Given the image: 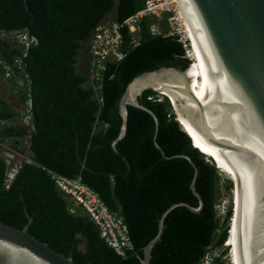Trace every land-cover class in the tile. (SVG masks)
Listing matches in <instances>:
<instances>
[{"label":"trees","instance_id":"16d2710c","mask_svg":"<svg viewBox=\"0 0 264 264\" xmlns=\"http://www.w3.org/2000/svg\"><path fill=\"white\" fill-rule=\"evenodd\" d=\"M144 6V0H0V34L22 32L37 40L25 57L20 50L0 42L2 77L6 66H12L17 58L22 60L20 78H29L30 90L16 82L13 90L22 104L30 95L34 127L31 132L20 127L0 133L1 139L29 136L30 153V162L21 164L7 189L8 164L0 157V224L23 228L28 216L32 217L29 233L71 257L75 264H141L143 248L156 236L161 214L174 203L199 204L190 190L194 169L183 158L165 159L161 155L153 140L154 120L146 112L127 107L126 134L116 144L120 155L111 149L122 124L119 100L129 82L144 72L162 67L184 70L189 65L182 58L184 50L177 38L153 36L150 26L155 20L151 17L141 20V38L135 48L123 30L126 57L118 64H106L101 103L84 87L85 73L76 67L82 46L109 13L114 10L115 20L122 22ZM157 96L145 91L139 103L158 119L156 142L165 156L185 154L195 163V189L203 208L195 214L177 207L165 217L150 264H196L207 247H219L227 241L228 227L216 237L217 169L191 146L168 98L158 100ZM0 106L7 110L0 112V121H18L16 110L1 99ZM122 156L131 166L128 175ZM48 171L67 178L79 176L110 211L119 212L133 251L125 257L117 255L80 209L70 213ZM230 215L228 212L226 219ZM82 243L84 249H80ZM213 264L223 262L217 259Z\"/></svg>","mask_w":264,"mask_h":264},{"label":"water","instance_id":"95a60500","mask_svg":"<svg viewBox=\"0 0 264 264\" xmlns=\"http://www.w3.org/2000/svg\"><path fill=\"white\" fill-rule=\"evenodd\" d=\"M187 1L211 49L216 78L223 82L230 104L225 103L214 89L222 123L218 126L205 112L198 93L199 74L190 64L184 70L162 67L141 73L125 88L118 104L122 124L111 149L120 155L116 144L126 134L127 107L146 112L154 120L153 140L161 155L165 159L183 158L194 169L190 190L199 202L196 207L185 202L174 203L161 214L156 236L143 248L141 264H150L152 249L163 233L164 219L173 209L185 207L198 214L203 208V201L195 189L198 169L188 155L165 156L156 142L158 119L139 103L145 91L168 98L175 120L189 137L193 148L196 146L179 122L175 105L184 125L197 124L202 133L200 140L205 137L223 151L227 177L246 211L245 223L223 264H264V0ZM204 157L215 168L218 166L211 156ZM122 158L127 164L125 175H128L130 163L124 156ZM83 167L86 168L84 164ZM31 222L32 217L28 216L23 228L0 224V264H75L71 257L31 235Z\"/></svg>","mask_w":264,"mask_h":264},{"label":"built area","instance_id":"2783aa9c","mask_svg":"<svg viewBox=\"0 0 264 264\" xmlns=\"http://www.w3.org/2000/svg\"><path fill=\"white\" fill-rule=\"evenodd\" d=\"M145 6L140 11L129 16L122 22H117L115 16L113 19H103L91 33L89 39V54L85 64L84 70L86 82L84 87L90 88L93 91L94 99L98 103L102 102L101 98V82L103 72L106 64H118L125 57L126 52L123 50V34L125 30L130 38L131 48L138 46L141 38V20L145 17L154 18V22L150 26V33L153 36L172 37L177 38L184 50L182 58L187 59L190 63L189 51L191 50V43L187 35L183 32V23L178 20V6L174 0H144ZM163 22L165 23L163 25ZM23 36V56H26L30 46L37 45V40L22 33ZM189 63V64H190ZM15 64L23 70L22 60L17 58ZM10 66H6V74H9ZM22 86H26L29 92L30 80L24 78ZM28 100L22 104L24 111H20L22 120H25V128L28 131H33L34 127L31 123V109L32 102L30 95ZM29 148V136H28ZM30 162V160H27ZM8 164V163H7ZM22 164V163H21ZM21 164L8 168L5 188L7 189L21 167ZM55 188L64 196L69 204L70 213H75L80 209L89 220L98 228L101 238L105 243L119 256L125 257L128 252L133 251V246L129 237L128 227L125 224L123 217L119 212H113L108 209L99 195L91 188L82 183L79 176L75 178H67L57 173L48 171ZM229 233V230L228 232ZM222 245L219 247H207L204 255L196 264H213L215 260L222 258L223 250L228 249Z\"/></svg>","mask_w":264,"mask_h":264},{"label":"rangeland","instance_id":"374dc122","mask_svg":"<svg viewBox=\"0 0 264 264\" xmlns=\"http://www.w3.org/2000/svg\"><path fill=\"white\" fill-rule=\"evenodd\" d=\"M114 16L115 13L113 10L105 17V19H113ZM164 24L165 23L163 22V25ZM0 42L5 43L8 48H15L17 50H20V52H23L24 44L22 43L23 36L21 32L1 33ZM88 54L89 42H86L80 50L78 63L76 65L78 70H86L84 69L85 66L84 68H82L81 64L83 63L84 65L85 59L88 58ZM79 63L81 66H78ZM10 69L11 70L9 71V74H5L4 77L0 75V99L5 101L8 106L18 112V114L15 115L18 121L15 123H12L10 121H0V133H3L8 128H13L17 130L20 127L26 126V122L25 120H22V116L20 113V111H22L23 113L24 106L22 105L16 91L13 90L15 87V85L13 86V84L15 82L17 83V86H22L21 84H23L24 79L20 78V73L22 70L16 64L15 66L14 64L10 66ZM157 98L158 100H163V96L161 95H158ZM0 112H7V110L4 106H0ZM0 157L6 159V162L8 163V168L14 167L15 165L21 164L24 161L30 160V153L28 150V136L19 138L11 137L5 139H1L0 137ZM206 162L210 164L207 159ZM217 175L219 180L217 181L218 192L216 194L215 208L217 211L219 227L218 231L216 232V237L219 235L220 231H223L227 227L229 229L227 243L225 244L228 249H221L223 250L222 257H224V259L222 258L221 260L223 262L226 256L233 250L237 239L238 229L234 231V228H236V226L238 225V214L236 212L238 201L232 193L233 187L230 181L218 170ZM228 212L231 213V215L229 218L226 219V216H228ZM230 218H232V220H230ZM232 232L234 234H231ZM220 247L222 248V246ZM80 249H84V243L80 245Z\"/></svg>","mask_w":264,"mask_h":264},{"label":"bare ground","instance_id":"6f19581e","mask_svg":"<svg viewBox=\"0 0 264 264\" xmlns=\"http://www.w3.org/2000/svg\"><path fill=\"white\" fill-rule=\"evenodd\" d=\"M174 1L177 3L179 9L178 20L180 19L182 21L183 32L187 35L188 40L191 43V50L189 51V53L192 62L190 63V65H192L199 74L198 93L201 103L205 109V112L212 119V121L218 126H222V123L220 121L219 100L217 95H215L214 89L225 103L230 104V102L227 97L223 82L221 81V79L219 80L218 78H216L217 71L211 49L207 45L205 35L197 19L195 18L196 16L194 15L189 2L187 0ZM172 102L174 103V100H172ZM175 110L179 122L183 125V127H186H184L186 130L188 129L187 132L189 134H192L190 135L196 146L195 148L199 149L203 153V155L211 156L212 158H214L218 165L216 167L217 170L228 179L226 174V167L223 163V151L220 150L216 145L210 143L205 137H202L201 141L199 137L202 135V133L197 129V124H191L187 127L182 122V119H180V112L177 109L176 105ZM207 148L213 153L214 156ZM232 193L238 201V205L236 208V212L238 214V225L236 226V228H234V231L238 229V237L246 220V211L241 201L240 195L234 188L232 189ZM231 234L234 233L232 232Z\"/></svg>","mask_w":264,"mask_h":264},{"label":"crops","instance_id":"0c3cea01","mask_svg":"<svg viewBox=\"0 0 264 264\" xmlns=\"http://www.w3.org/2000/svg\"><path fill=\"white\" fill-rule=\"evenodd\" d=\"M79 65H80V63L78 64V66H79ZM81 65H82V68H84V65H83V63H82ZM81 65H80V66H81ZM82 71L84 72V70H82Z\"/></svg>","mask_w":264,"mask_h":264},{"label":"flooded vegetation","instance_id":"af4514ba","mask_svg":"<svg viewBox=\"0 0 264 264\" xmlns=\"http://www.w3.org/2000/svg\"><path fill=\"white\" fill-rule=\"evenodd\" d=\"M86 61H87V58L85 59V63H84V66H85V64H86Z\"/></svg>","mask_w":264,"mask_h":264}]
</instances>
